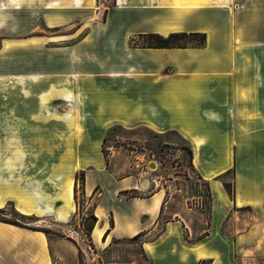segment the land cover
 <instances>
[{
  "label": "crops",
  "instance_id": "obj_1",
  "mask_svg": "<svg viewBox=\"0 0 264 264\" xmlns=\"http://www.w3.org/2000/svg\"><path fill=\"white\" fill-rule=\"evenodd\" d=\"M0 2H9L29 25L18 36L39 22L91 26L79 46L91 38L115 49L116 61L104 71L97 67L93 81L82 86L86 99L80 109L87 114L74 123L81 130L70 139L0 119V209L13 203L23 215L70 226L78 213L76 175L84 171L86 199L95 202L98 218L92 234L101 232V241L94 242L108 250L115 240L141 235L131 262L108 264H264V72L251 54L264 46V0H114L102 27L92 22L106 12L103 0ZM171 33H205L206 48L130 46L141 35ZM114 126L179 134L208 188V216L164 189L129 198L125 192L145 187L109 169L102 148ZM232 170L234 175L222 177ZM225 181L233 183L234 198ZM58 244L40 232L0 223V264H54L63 258L52 250Z\"/></svg>",
  "mask_w": 264,
  "mask_h": 264
},
{
  "label": "rangeland",
  "instance_id": "obj_2",
  "mask_svg": "<svg viewBox=\"0 0 264 264\" xmlns=\"http://www.w3.org/2000/svg\"><path fill=\"white\" fill-rule=\"evenodd\" d=\"M103 1L106 12L99 21L92 22L95 27L105 22L107 8L115 4L114 0ZM0 10L5 20L4 24L0 23L1 122L8 125L22 123L25 130H34L35 134L52 138L61 133L70 139V134L81 130L74 123H82V116L87 114L80 109L86 95L82 86L93 81L92 72L97 67L104 71L116 64L112 56L115 49L100 46L98 42L93 44L91 38L79 46L89 36L91 26L48 27L39 22L33 32L18 36V31L30 30L29 25L21 19L23 17L16 15L9 2L6 5L0 2ZM136 39L141 47L147 45ZM251 54L260 58L264 72V46L252 49ZM167 71L171 72V69ZM114 128L118 129V134L110 135ZM105 138L108 139L105 148L109 154V169L117 177L142 180L145 188L148 187L136 193L139 198L164 189L175 201L198 205L208 216L211 206L208 188L194 172L188 153L182 150L183 146H188L179 134L168 132L156 137L144 128L127 130L114 126L108 129ZM113 150L117 153L112 159ZM231 179L230 176L228 180ZM94 203L78 193V213L71 227L49 217H37L38 221L29 224V227L47 232L48 236L40 233L59 243L52 250L63 258L56 259L54 264L129 263L139 254L140 239L115 240L110 249L103 250V245H97L92 236L86 235L87 217L93 213ZM6 208L7 217L11 216L10 208Z\"/></svg>",
  "mask_w": 264,
  "mask_h": 264
},
{
  "label": "trees",
  "instance_id": "obj_3",
  "mask_svg": "<svg viewBox=\"0 0 264 264\" xmlns=\"http://www.w3.org/2000/svg\"><path fill=\"white\" fill-rule=\"evenodd\" d=\"M107 19V14L104 15V21ZM138 39L143 40L147 43L146 46L141 47L139 44H137V39L133 38L130 41L131 48H143V49H154V50H172V49H196L201 50L206 48L207 45V35L205 33H171L169 35H160V34H147V35H141ZM176 133V132H175ZM118 129L114 128L110 131V135H117ZM157 137V135H156ZM108 139L105 138L103 140V154L108 162L109 154L106 151L105 144L107 143ZM182 150H185L189 155L190 163H193V151L190 147H182ZM193 168V166H192ZM234 170L227 172L222 177H227L229 175H234ZM85 181H86V174L84 171L78 173L76 175V186H75V201L77 204L78 201V183H80V196L86 199L85 195ZM224 188L228 195L231 198H234V185L231 182H224L223 183ZM138 191L132 190L125 192L129 198H139L136 193ZM130 195V196H129ZM146 198V197H145ZM6 207H9L11 210V216L7 217V209ZM5 208L0 209V223L15 226L22 229H27L35 232H42L45 233L46 236H48V233L36 228L29 227V224L34 223L38 221V218L35 216H28L23 215L17 211L13 203H8V205ZM81 208V207H80ZM88 224L85 226L86 235L88 237H91L92 232L95 228V226L98 223V218L95 217L93 213H90L87 217ZM111 226H114L113 219L111 220ZM109 234V231L106 232L104 238ZM141 237V235L135 237L133 240H138Z\"/></svg>",
  "mask_w": 264,
  "mask_h": 264
},
{
  "label": "bare ground",
  "instance_id": "obj_4",
  "mask_svg": "<svg viewBox=\"0 0 264 264\" xmlns=\"http://www.w3.org/2000/svg\"><path fill=\"white\" fill-rule=\"evenodd\" d=\"M0 23H2V24H4L5 23V20H3V18L1 17L0 18ZM23 213V212H22ZM27 213V212H26ZM24 214V213H23ZM29 214V213H28ZM26 215V214H25ZM97 216L98 217H100V218H102L103 216H102V214L100 213V212H98L97 213ZM100 234H101V232H100V230L99 229H97L93 234H92V238H93V240L94 241H101V239H100Z\"/></svg>",
  "mask_w": 264,
  "mask_h": 264
},
{
  "label": "built area",
  "instance_id": "obj_5",
  "mask_svg": "<svg viewBox=\"0 0 264 264\" xmlns=\"http://www.w3.org/2000/svg\"><path fill=\"white\" fill-rule=\"evenodd\" d=\"M145 181H147V180H145ZM144 187H145V185H144Z\"/></svg>",
  "mask_w": 264,
  "mask_h": 264
}]
</instances>
